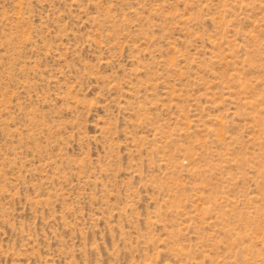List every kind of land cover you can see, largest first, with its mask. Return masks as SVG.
Returning a JSON list of instances; mask_svg holds the SVG:
<instances>
[{
	"label": "rangeland",
	"instance_id": "374dc122",
	"mask_svg": "<svg viewBox=\"0 0 264 264\" xmlns=\"http://www.w3.org/2000/svg\"><path fill=\"white\" fill-rule=\"evenodd\" d=\"M0 264H264V0H0Z\"/></svg>",
	"mask_w": 264,
	"mask_h": 264
}]
</instances>
